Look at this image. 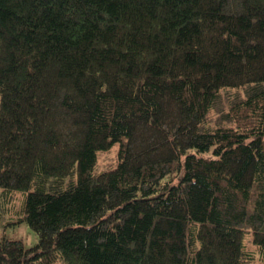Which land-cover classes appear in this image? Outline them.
<instances>
[{"label":"trees","instance_id":"16d2710c","mask_svg":"<svg viewBox=\"0 0 264 264\" xmlns=\"http://www.w3.org/2000/svg\"><path fill=\"white\" fill-rule=\"evenodd\" d=\"M0 187V264H264V0H0Z\"/></svg>","mask_w":264,"mask_h":264},{"label":"rangeland","instance_id":"374dc122","mask_svg":"<svg viewBox=\"0 0 264 264\" xmlns=\"http://www.w3.org/2000/svg\"><path fill=\"white\" fill-rule=\"evenodd\" d=\"M115 159V146L108 151L101 152L98 157V169L102 170L110 165H113L115 163ZM3 190L4 188L0 187V233L4 234L8 238L22 239L26 240L27 243L34 244L37 241V235L26 222L21 221L19 223H10V221H13L19 216V204L22 203V196L17 197L16 200L13 201V205L9 211L13 215L11 216L8 211L2 210V205L7 203L2 196Z\"/></svg>","mask_w":264,"mask_h":264}]
</instances>
